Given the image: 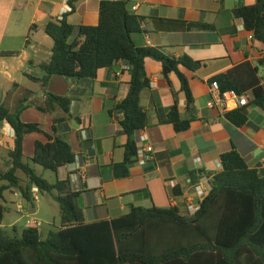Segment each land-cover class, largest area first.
Wrapping results in <instances>:
<instances>
[{
  "label": "crops",
  "instance_id": "1",
  "mask_svg": "<svg viewBox=\"0 0 264 264\" xmlns=\"http://www.w3.org/2000/svg\"><path fill=\"white\" fill-rule=\"evenodd\" d=\"M10 1L13 8H6ZM101 1L81 0L75 3L74 11H67L68 0H0V16L8 11L6 28L15 19L8 45L13 49H0V105L12 112L24 106L21 120L39 124L49 135H54V120L66 117L60 135L71 144L77 161L55 177L57 181L58 177L69 176L72 189L81 192L78 202L85 221L112 220L133 207H177L187 215L188 204L197 202L195 186L203 185L207 193L211 191L212 178L223 170L221 155L232 150L238 151L250 168L264 173V112L250 107V125L242 128L228 122L224 113L207 107L212 79L240 65L257 68L256 77L264 85V44L250 39L244 21L233 14L236 8L252 6L257 0H126L129 12L143 18L142 31L133 36L138 47L159 48L174 59L187 56L202 63L197 72L182 67L194 95L193 114L198 118L188 130L176 133L171 124H161L159 119L176 101L182 117L189 116L181 83L175 74L165 77L160 62L146 59L151 88L141 95V105L149 114V126L133 135L134 139L124 134L123 113L116 110L129 94L130 77L124 61L98 71L93 82L54 76L47 85L33 80L42 79V65L52 57L54 40L45 32L47 23L69 13L68 21L76 28L96 26ZM192 23L212 29L189 27ZM250 74L253 78L254 73L246 69L238 77L246 81ZM19 92L20 97L15 96ZM48 93L71 97V115L59 108L39 110ZM248 94L253 97L252 90ZM12 130L5 121L0 122V169L4 172L11 166ZM47 140L44 134L27 135L25 160L33 156L36 141ZM132 142L139 150L151 147L153 160L146 166L137 158L129 167V177L118 179L112 166L124 162L126 146ZM6 185L0 181V187ZM31 199L29 202L16 189L3 191L0 204L5 214L0 229L14 235L34 226L30 219L38 213L36 204L41 199L32 190ZM239 258L257 259V254L244 253Z\"/></svg>",
  "mask_w": 264,
  "mask_h": 264
},
{
  "label": "trees",
  "instance_id": "2",
  "mask_svg": "<svg viewBox=\"0 0 264 264\" xmlns=\"http://www.w3.org/2000/svg\"><path fill=\"white\" fill-rule=\"evenodd\" d=\"M78 1L81 0H68L71 11ZM233 14L244 21L246 31L256 41L264 44V0L240 6ZM68 16L69 13L45 26V32L54 40L52 57L42 65V79L33 80L47 85L54 76L93 82L98 71L124 61L129 68V94L116 110L123 113L124 134L133 136L149 126V114L141 105V95L151 88L146 69L149 58L162 64L165 77L171 73L178 77L189 113L183 118L176 101L159 122L171 124L180 133L197 120L192 108L194 95L182 67L197 72L202 63L187 56L174 59L159 48L138 47L133 36L142 31L143 18L129 12L126 0H102L96 26L76 28ZM189 27L212 29L210 25L197 23ZM77 29L82 41L75 37ZM246 69L254 74L245 81L238 74ZM257 73V68L244 64L227 74L216 75L211 81H217L223 93L236 90L245 95L252 90L253 97L245 108L224 113L236 127L250 125L247 115L250 107L264 112V85ZM71 103V97L48 93L39 110L52 112L59 108L69 116ZM24 109L21 105L12 112L6 105H0V122L5 121L15 132L14 147L9 153L11 166L7 172H0L1 181L7 183L0 187V198L3 191L17 189L32 202L31 190L36 187L60 206L61 227L45 236L35 225L14 235L1 230L0 264H264V173L250 168L238 151L221 155L223 170L212 178L211 191L196 215H182L177 207L152 210L133 207L122 217L88 223L78 202L81 192L72 189L70 177H58L52 184L35 169L39 166L59 175L61 169L76 163L77 155L71 144L60 135L66 117L54 120V135H49L39 124L21 120ZM32 134H44L48 140L36 141L33 156L27 161L24 140ZM138 152L136 142L128 143L124 162L112 166L116 178L129 177V167L137 161ZM19 172L25 174L28 185L22 184ZM4 214L5 208L0 204V222ZM244 253H256L257 259H240L239 255Z\"/></svg>",
  "mask_w": 264,
  "mask_h": 264
},
{
  "label": "built area",
  "instance_id": "3",
  "mask_svg": "<svg viewBox=\"0 0 264 264\" xmlns=\"http://www.w3.org/2000/svg\"><path fill=\"white\" fill-rule=\"evenodd\" d=\"M67 11H71V7L67 5ZM250 39H254L253 35H250ZM126 70L129 71L127 67ZM117 75H120L119 73ZM250 95L245 94L242 95L238 93L236 90H230L227 92H222L220 90L219 83L217 81H213L210 86V97L207 103V107L209 109H217L222 113L231 112L237 110L239 108H245L249 104ZM12 133L15 134L14 130ZM143 139H146L144 136ZM153 149L151 147H145L138 152V160L142 165H148L153 160ZM194 193L197 196V202L193 203L191 201L188 204L187 211L190 215H196L201 209V202L207 195L208 188L204 187L203 185L195 186ZM33 193H38V189L36 187L32 188ZM34 225L41 229V223L35 222Z\"/></svg>",
  "mask_w": 264,
  "mask_h": 264
},
{
  "label": "rangeland",
  "instance_id": "4",
  "mask_svg": "<svg viewBox=\"0 0 264 264\" xmlns=\"http://www.w3.org/2000/svg\"><path fill=\"white\" fill-rule=\"evenodd\" d=\"M14 6V3L10 1L9 4H6V8ZM9 20L8 18V11L6 10L1 16H0V49H13L11 48V46L9 45V36L11 33V28L14 25V21L15 19H11V22L9 24V28H6V23ZM7 29V30H6ZM21 93H17L15 94V96L20 97ZM75 123V122H74ZM2 169H0V172H4L1 171ZM36 171L39 175L44 176V178H46L47 180H49L51 183L56 181V177L55 174L52 173V171H46L44 170L42 167L37 166L36 167ZM7 172V171H5ZM4 172V173H5ZM18 176L21 178L22 180V184L24 186L28 185V180L25 176L24 173L19 172ZM1 181V179H0ZM17 190V189H16ZM18 192H20L18 190ZM39 197H40V204H36L37 208H38V213L34 216L31 217L30 221H36L41 223V231H42V235L45 236L47 235V231H56L61 227V209L60 206L58 205V203H56L55 201H53L50 197L49 194H43L40 195V193H36ZM26 203V202H25ZM22 224H24L22 222ZM1 230V229H0ZM4 232H6L5 234H9V235H13L12 233L7 232V230L5 229Z\"/></svg>",
  "mask_w": 264,
  "mask_h": 264
},
{
  "label": "water",
  "instance_id": "5",
  "mask_svg": "<svg viewBox=\"0 0 264 264\" xmlns=\"http://www.w3.org/2000/svg\"><path fill=\"white\" fill-rule=\"evenodd\" d=\"M134 138H135V136L132 137V139H134Z\"/></svg>",
  "mask_w": 264,
  "mask_h": 264
}]
</instances>
